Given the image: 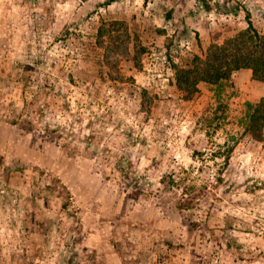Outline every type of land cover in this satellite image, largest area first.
Returning <instances> with one entry per match:
<instances>
[{
    "label": "rangeland",
    "instance_id": "rangeland-1",
    "mask_svg": "<svg viewBox=\"0 0 264 264\" xmlns=\"http://www.w3.org/2000/svg\"><path fill=\"white\" fill-rule=\"evenodd\" d=\"M105 1L0 0V264H264V83L173 70L264 0Z\"/></svg>",
    "mask_w": 264,
    "mask_h": 264
},
{
    "label": "trees",
    "instance_id": "trees-1",
    "mask_svg": "<svg viewBox=\"0 0 264 264\" xmlns=\"http://www.w3.org/2000/svg\"><path fill=\"white\" fill-rule=\"evenodd\" d=\"M111 1L106 0L105 4ZM228 11L236 14L238 7L232 6ZM244 18V29L237 30L221 43H211L184 64L173 65L174 85L182 99L190 100L198 92L199 83L211 85L214 94L219 95L231 85L232 73L240 69H249L253 80L264 83V33L253 26L248 11ZM240 125L243 133L251 138L258 141L264 138V96L256 102L245 103Z\"/></svg>",
    "mask_w": 264,
    "mask_h": 264
},
{
    "label": "crops",
    "instance_id": "crops-1",
    "mask_svg": "<svg viewBox=\"0 0 264 264\" xmlns=\"http://www.w3.org/2000/svg\"><path fill=\"white\" fill-rule=\"evenodd\" d=\"M232 14H233V13H232ZM240 70H244V69H240ZM246 72H247L246 75H251V72H250L249 69H246ZM262 96H264V95H261V97H262Z\"/></svg>",
    "mask_w": 264,
    "mask_h": 264
}]
</instances>
